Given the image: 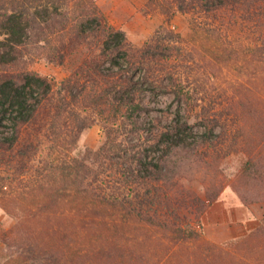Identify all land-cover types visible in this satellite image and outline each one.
<instances>
[{"label":"trees","instance_id":"16d2710c","mask_svg":"<svg viewBox=\"0 0 264 264\" xmlns=\"http://www.w3.org/2000/svg\"><path fill=\"white\" fill-rule=\"evenodd\" d=\"M97 1L0 0V171H17L0 174L15 218L4 264H264V219L217 243L175 193L197 166L200 218L222 190V158L241 153L231 186L245 205L264 201V0L146 1L145 15H189L202 49L165 25L134 44ZM93 43L57 85L27 65ZM162 93L176 107L142 121ZM94 124L99 145L79 149Z\"/></svg>","mask_w":264,"mask_h":264},{"label":"rangeland","instance_id":"374dc122","mask_svg":"<svg viewBox=\"0 0 264 264\" xmlns=\"http://www.w3.org/2000/svg\"><path fill=\"white\" fill-rule=\"evenodd\" d=\"M146 1L147 0H98L97 2L98 5L100 3L101 6H99L104 10L109 23L115 27L124 29L127 33L128 39L134 44H142L157 28L165 25L181 34L186 41L184 46H187V48L191 45L202 49L201 47H203V45H209V42L205 37H203L197 30H193L190 24L189 15L177 12L171 19L166 18L158 11H153L152 13L145 15L143 9ZM131 7H133L134 10H131ZM230 34L231 37L235 36L233 33ZM21 50L23 52V48ZM91 50L98 51L99 49L95 43L92 45H83L69 54L66 57L65 63L61 65L50 61L46 57L38 56L32 58V60L27 58V65L30 70L36 71L40 75L47 77L53 85H57L67 77L69 70L76 66L86 54L91 52ZM14 71L18 73L23 71V58L19 62V65L14 68ZM232 73L233 71L229 72L227 69L224 70V75L227 77H231ZM169 104L172 106L171 109L176 107L177 102L174 94L162 93L152 100L151 105L153 108L149 112L142 111L140 119L145 121L152 115L159 114L160 112L158 109L160 107H166ZM102 131V127L99 124H94L90 128L84 130L79 139V149L98 146L102 138ZM243 158V154L241 153H230L222 158L221 163L219 164V179L222 183V190L216 199H222L228 206H240L246 209V207L250 205L252 207L251 213L254 214L255 217H258L257 219L260 223L261 220L264 219V201L255 202L246 206L245 204H242L238 194L231 186V183L239 172ZM14 165L18 166L17 164ZM16 173L17 171H14L11 166L8 168L7 166H3L0 171V174L6 175L9 180H12ZM20 175L21 176H18L17 178H21V181L19 180V183L21 184L23 183V172H21ZM175 193L185 199L184 202H189V205L194 202V205L190 208L193 212L189 213V217L194 221L198 220V227H201L202 229L203 215L200 218L195 215L197 207L201 205L200 201L204 199V187L200 180V171H198L197 166H191L190 163L185 164L183 175L176 178ZM231 214L238 216L240 215V212L239 210L234 209L231 210ZM14 223L15 218H12L0 206V236L5 231L9 230ZM230 240H232V238L220 243L223 244ZM3 248L4 244L0 240V264H4V258L1 257Z\"/></svg>","mask_w":264,"mask_h":264},{"label":"crops","instance_id":"0c3cea01","mask_svg":"<svg viewBox=\"0 0 264 264\" xmlns=\"http://www.w3.org/2000/svg\"><path fill=\"white\" fill-rule=\"evenodd\" d=\"M131 10L134 8L131 7ZM234 209L239 210L240 215L231 214V210ZM251 212L250 205L245 209L240 206H228L222 199H216L203 214V233L208 239L217 243L241 237L259 224L258 217Z\"/></svg>","mask_w":264,"mask_h":264}]
</instances>
